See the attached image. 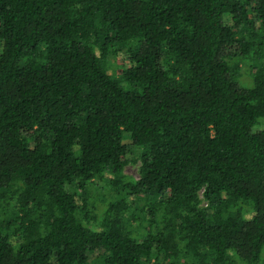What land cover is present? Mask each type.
I'll return each mask as SVG.
<instances>
[{
	"label": "trees",
	"instance_id": "1",
	"mask_svg": "<svg viewBox=\"0 0 264 264\" xmlns=\"http://www.w3.org/2000/svg\"><path fill=\"white\" fill-rule=\"evenodd\" d=\"M95 254L264 264V0H0V264Z\"/></svg>",
	"mask_w": 264,
	"mask_h": 264
},
{
	"label": "rangeland",
	"instance_id": "2",
	"mask_svg": "<svg viewBox=\"0 0 264 264\" xmlns=\"http://www.w3.org/2000/svg\"><path fill=\"white\" fill-rule=\"evenodd\" d=\"M133 157L134 156H132L131 154L129 155L130 159H132ZM138 167H139V162L136 164L130 163L125 167L124 174L134 179H137L138 178ZM99 257L100 256H97L96 254L90 256L89 264H101Z\"/></svg>",
	"mask_w": 264,
	"mask_h": 264
}]
</instances>
